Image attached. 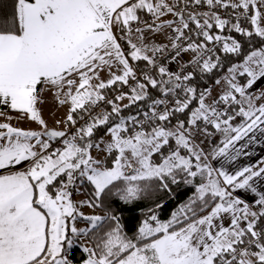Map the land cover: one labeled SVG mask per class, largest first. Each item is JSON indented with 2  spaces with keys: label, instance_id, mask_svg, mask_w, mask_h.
Masks as SVG:
<instances>
[{
  "label": "snow or ice",
  "instance_id": "obj_1",
  "mask_svg": "<svg viewBox=\"0 0 264 264\" xmlns=\"http://www.w3.org/2000/svg\"><path fill=\"white\" fill-rule=\"evenodd\" d=\"M193 2L200 4L201 0ZM206 2L210 7L242 9V14H249L255 36L264 40L261 26L264 13L258 10L264 7V0H259V4L257 0ZM144 9L156 18L165 12L180 16L179 24L172 28L176 35L171 42L175 50L171 60L191 51L196 53L192 63L201 71L217 68L218 61L203 58L205 44L188 42L181 46L177 43L185 39L184 30L189 29V23L183 18L182 10L174 11L163 0L155 5L150 0H16L12 23H7V14L0 17L5 21L0 23V108L19 113L17 120L35 122L40 128L39 131L23 130L0 122V264H71L65 248L73 245L69 230L72 237L88 236L93 230L99 232L108 221L114 223L108 224L110 230L100 236L95 247L83 249L88 254L84 264H237V261L238 264H264V193H256L250 183L264 174V167L258 170L244 167L235 174L213 169L203 162L207 160L203 150H197L190 141V128L211 135L207 127L201 128L197 123L202 120L225 134L222 147L213 151L212 158L235 159L246 147H237L239 141L255 130L264 133V103L257 107L246 95L247 89L264 80V49L251 51L243 63L228 69L230 90L219 96V101L226 105L246 103L247 108L241 106L235 115H229L205 104L206 97L201 93L199 106L187 120L189 127L185 121L178 120L175 129H169L164 122L174 113H185L193 101L195 89L181 83L191 80L192 73L181 76L159 66L160 77L167 79L157 80L144 74L146 83L140 82L127 57L130 55L131 61H146L156 67V54L165 52L163 47H149L143 42L138 46L128 35L131 22L139 19L138 10ZM203 15V23L197 15L188 17L199 30L198 35L209 43L223 41L224 53L239 54L241 44L235 39L213 36L208 31L213 28L210 19L221 31L229 21L216 14L210 18L207 12ZM172 23L168 21L166 26L171 27ZM148 28L152 29V25ZM159 28L157 25L152 30ZM229 30L247 37L253 35L240 23L231 24ZM121 40L130 48L126 49ZM148 52L153 55L149 56ZM105 68H117V71L106 81L99 80L98 73ZM237 73L246 77L243 86L234 83ZM94 79L98 81L95 84ZM130 79L136 83L127 96L129 104L125 108L147 101L148 85L164 96H175L181 88L186 95L163 111H157L156 106L167 101L152 99L151 116L145 113L144 120L136 116L125 118L121 107L104 90L118 83L128 85ZM45 92L53 93L60 105H68L66 127L77 124L74 114H79L84 124L71 135L64 130L49 129L40 108L45 102ZM126 95H117L115 101L125 99ZM262 97L264 91L256 98ZM101 102L111 105L110 112L93 114ZM6 115L0 111V116ZM237 117H242L243 122L233 126L231 121ZM154 121L160 123L154 124ZM142 125L150 130H144ZM103 126H107L106 134L110 136L107 152L117 153L111 167H102L93 158L90 153L93 144L85 140ZM181 149L187 154H181ZM157 154L158 161L154 159ZM198 176L206 182L193 185ZM180 179L195 187L194 197L166 222L158 220L155 214L150 215L133 238L123 233L119 216L110 211L103 217L84 215L71 199L77 182L87 181L95 197V201L86 202L88 207H100L102 197L109 194L118 196L124 205L135 207L151 189L166 190L169 181L178 184ZM237 189H250L259 195V199L253 196L259 211H253L243 199L234 196ZM213 202L206 215L198 216V212ZM78 217L87 221V228L75 226ZM246 236L249 238L245 239ZM253 245L255 250H251ZM239 246H244V250Z\"/></svg>",
  "mask_w": 264,
  "mask_h": 264
},
{
  "label": "trees",
  "instance_id": "obj_2",
  "mask_svg": "<svg viewBox=\"0 0 264 264\" xmlns=\"http://www.w3.org/2000/svg\"><path fill=\"white\" fill-rule=\"evenodd\" d=\"M192 1L193 0L189 2ZM15 3L16 0H0V17H3L4 14H7V23L9 25L12 23L13 20L12 14L14 13ZM4 22L5 21L3 19H0V23H4ZM230 26H226L225 29L220 32L221 36H227L230 37L231 39H235L238 43L241 44V49H242L241 52L239 54H228V53H224L223 50L217 51L215 55L211 58V60L213 62L218 61V66L217 68L213 69L211 72H203L197 65L192 63L189 67V72L192 73V79L189 81H181V83L184 86L195 89V92L193 94V101L190 104L189 109L186 110L185 113H174L170 117L169 121L164 122L167 126L171 125L172 123L178 122V120L185 121V125L187 126V120L191 115V111H194L195 108L198 107L199 105L198 101L201 93H204L205 95L208 92V90L213 87L216 81L228 71L230 67L242 63L244 57L250 54L251 51L260 50L264 48V40H261L259 37L255 36L254 30L250 23L244 26L243 28L253 32V35L251 37H247L242 35L241 33H237L235 30H229ZM208 31L211 35L214 36L216 29L213 26V28ZM202 43L205 44L206 46L210 44L208 41L205 42L202 41ZM134 67L140 72H145L146 74L153 76V78L155 79L158 80L164 79V77H160L159 75H157V69H151L146 66L141 67L139 65H136ZM143 83L146 82L143 81ZM148 89H149L150 98L147 101H138L136 104H132L127 108L123 107L121 111V115L124 116L125 118H127L128 116H136L138 119L142 116V114L145 111L149 110L152 99L162 98L168 100L171 97H173L172 94H168L167 96H164L158 90L151 89L150 85H148ZM108 90H106V92ZM181 91H183L182 88L177 89L175 96H178V99L183 100L186 94L184 93V91L183 92ZM128 92H131V90L127 91L126 93ZM236 107L237 106L235 105L232 111L229 113L230 115H233L235 113ZM105 111L110 112L109 105L106 106ZM118 119L119 118H116L117 122ZM159 123H160L159 121H155L154 124H159ZM106 127L107 126H103L99 128L94 133V136L89 138L93 144V147L95 146L97 141L106 134ZM146 130H150V129L147 127ZM166 150L167 149L165 147L164 149L165 153L167 152ZM155 158L156 161H158L159 154ZM189 179L192 178L189 177ZM201 182H206V180L202 181L201 177L198 176L193 181V185H198ZM118 183L122 184V182H118ZM168 183H169V187L166 190L153 188L150 190V192L143 194L141 199L136 202L135 207H133L132 205H124V203L119 200L118 196L109 194L107 196L102 197L103 203L100 207H91V208L95 211H99L100 213H103L104 216L106 214V211H110L111 213H114L115 215L119 216L123 233L129 238H133L138 233V228L140 227V225L146 219H148L150 215L155 214L158 220H160L161 222H166L167 220L171 219L173 212H178L182 205L187 204L189 200L194 197L195 187L193 185L185 184L183 182V179H180V182L178 184H172L171 181H169ZM81 188H82V194L87 202L95 201L94 189L90 184L84 182L81 185ZM215 202H219V201L217 200ZM215 202L210 204L209 207L206 208L204 211L198 212V216H202L205 213H207L211 209V207L214 206ZM158 204L162 205V207H157ZM149 222L154 224V222L152 221ZM112 223L114 222L108 221L105 224L104 228L101 229L99 232L93 230L92 232L89 233L88 236H85V241L90 246V248H94L95 243L100 238V236H102L104 232L110 230L108 224H112ZM257 230H259V228ZM68 236H70V232H68ZM248 238L249 237L246 236V239ZM76 240H77V246L72 247V249L70 250L69 260L71 261V264H82L84 260H86V254L82 251L81 248L82 243L78 239ZM239 247L241 249L242 248L244 249V246H239ZM65 248L68 251L67 245H65ZM251 250H255L254 245L252 246Z\"/></svg>",
  "mask_w": 264,
  "mask_h": 264
},
{
  "label": "crops",
  "instance_id": "obj_3",
  "mask_svg": "<svg viewBox=\"0 0 264 264\" xmlns=\"http://www.w3.org/2000/svg\"><path fill=\"white\" fill-rule=\"evenodd\" d=\"M152 1L154 0H150V2ZM176 1H179L181 4H183L191 0H176ZM201 1L206 2V0H201ZM231 2L238 3V0H231ZM257 2L259 4V0H257ZM228 9H232V8L229 7ZM180 10H182L181 14L183 18L187 20L189 23V29L184 30L185 33H187L192 28V26L195 25L194 23L191 22L190 19H188L190 14L197 15V18L200 19V22H203V19L205 18L203 14L198 13V12H186L181 7H180ZM258 10L264 13V7H258ZM175 11H179V10H175ZM137 14H138L139 19L138 21H135V22H137L138 25L133 31H131L128 34L133 43H136L138 46H141L143 42V45H147L149 47L151 46L163 47L164 49L171 47L172 38L176 35V33H174L172 30H169L168 34L161 33L162 34L161 38L156 39L154 38L155 35H154V32L152 31L154 27H152V29H149L148 25L155 26L158 18L148 13L146 9L138 10ZM210 17L211 15H209L208 18ZM159 18H162V17L160 16ZM169 19L171 20L175 19L177 20L179 24L180 16L171 15L169 16ZM169 19L167 18L165 20H169ZM261 26L264 27V23H262ZM137 29H140V31H137ZM122 41L123 40H121L120 42L122 43ZM147 54L149 56L153 55L152 52H148ZM195 57H196V53H193L191 51L186 52L183 58H181L180 61L178 62V65L172 66L168 68V70L175 74L180 75L184 66L187 64H192V61L195 59ZM127 58L130 60V64L134 66L139 65L141 67L146 66L149 68L151 66V65H148L146 61H131L130 55ZM114 71H117V68H113L111 70L105 68L103 71H100L98 73L99 80L106 81L108 78H110V76L112 75ZM157 75H159L158 69H157ZM164 79H167V77H164ZM97 82L98 81L95 79L92 81L93 84ZM245 83H246V77L238 80V84H240L241 86H243ZM106 90L108 89H105L104 93L106 92ZM262 91H264V80L259 81L256 85H254L252 89H247L246 95H248L252 99V102L254 105H257L256 97H259ZM125 94H127L125 99L121 101L114 100V102L118 106H120L121 109L123 108L124 105L129 104V100L127 99V96H130L131 92H128ZM43 95H44L45 102L42 105H40V108L42 111V118L46 121L48 128L66 131L70 127V126L68 127L65 126L67 123L66 115L68 112V105H60L53 93L45 92ZM236 95H237V99H241L239 97V94H236ZM262 103H264V101ZM109 107L111 110V105H109ZM0 111H4L7 113L6 116H0V122H8L11 124V126L18 127L23 130H37V131L40 130L39 126L35 122H29L23 119L17 120L16 117L19 116V113L13 112L11 109L0 108ZM74 116H75L76 121H78L80 118V115L74 114ZM235 120L231 121V123L236 124V122H239V124H236V126H239L243 122L242 117H237ZM57 121H64L65 123L58 124ZM213 132H214V129H213ZM224 139H225V134L220 132L219 135H217L216 141L218 143V146L216 148L222 147L221 141H223ZM85 140H90V139L86 137ZM209 144L211 143H209L208 141L204 142V146H208ZM240 145H246V147L243 149L240 155L235 156V159H230L227 156H218L215 159H213L211 155L210 166L213 169H220L225 172H228L229 174H235V172L242 170L244 167H251L253 168V170H258L260 167H264V133L260 132L259 130H255L254 133H250L249 136L245 137L244 140L239 141L237 144V147H239ZM229 151L231 152L232 155H235V153L232 152L231 149ZM94 152H95V148L92 147V149H90V153L92 156H94ZM20 170H24L23 166H20ZM84 182H87V181H84ZM84 182L82 183L77 182L76 186L72 189L71 199L76 204L77 209L81 211L84 215H99L103 217L104 216L103 213L89 209L87 207V204H86L87 201H85L86 199L82 194V188H81V185ZM250 183L256 189V193H264V174H262V176L260 177H255ZM221 185L223 186L222 178H221ZM233 195L237 196L238 198L243 199L244 202L248 203L249 205H257L255 201L253 200L254 195H255V199H259V195L252 193L250 189H247V190L237 189L233 192ZM207 213H205L204 215H206ZM74 223L77 228H81L82 225H85L87 223V221H84L80 217H78L77 221H75ZM223 223L227 225V221H224ZM259 223L260 222L258 221V224ZM241 250H244V249L242 248Z\"/></svg>",
  "mask_w": 264,
  "mask_h": 264
},
{
  "label": "built area",
  "instance_id": "obj_4",
  "mask_svg": "<svg viewBox=\"0 0 264 264\" xmlns=\"http://www.w3.org/2000/svg\"><path fill=\"white\" fill-rule=\"evenodd\" d=\"M177 5H175V10H180V6L178 5V2L176 3ZM184 11H188V12H198L201 14L204 13H208L209 15L212 14H216L218 16H220L221 19H226L229 21V24L227 26H230L233 23H240L242 27L248 25L250 23V19H249V14H242L243 10L242 9H228V8H224L220 5H217L215 7H210L207 2H201L200 4H195L193 1L190 3H187L186 5H182L181 7ZM210 22L213 24V26L215 27V22L213 20H210ZM137 22H131L130 27H131V31H133L136 27H137ZM216 29V32L214 34L215 35H221V30ZM199 30L196 29L195 26H193V28H191L187 33H185V39L183 41H178V44H181V46L186 45L188 42H195V43H200L202 41H206L202 35H198ZM129 34V33H128ZM223 37V36H222ZM229 43L231 42V39L228 41ZM122 44L124 45V47L126 49L130 48L128 43L126 41H122ZM222 44L223 41L216 43H210L208 44V46H206V50L204 51V59H211L215 53L217 51L222 50ZM211 50V51H208ZM175 50H173L171 47L166 48L165 52L163 54H156V62L157 65L156 67L154 66H150L151 69H158L159 66H164L167 69L175 66L178 61H180L181 58H183V56L185 55L186 52H182L181 55L179 57L176 58V60H171L170 57L174 55ZM214 53V55H213ZM200 63H202V60L200 61ZM132 65V64H131ZM191 64H187L184 66V68L181 71V76L189 73V67ZM134 67V65H132ZM136 73H137V78L140 80V82H143V76L144 74H146L145 72H140L138 71L135 67H134ZM136 81L134 80H129V84L128 85H121V84H117L115 86H113L112 88H110L107 92H105L104 94L109 98V99H113L115 100V97L119 94H125L127 91H130L132 87L135 86ZM183 92V91H181ZM176 99L172 100L171 102H167L166 104H161L156 106L157 107V111H163L166 110V108L168 107H172L174 102ZM108 104H105L103 102H101L99 104V106L97 108H95L93 110V114H96L97 112H106L105 108ZM235 104H229V105H225L222 107V109L220 110H224L226 111L228 114L229 112L232 111V109L234 108ZM145 113H147L149 116H151V112L145 111L142 116L138 119L140 120H144L145 119ZM154 123V122H152ZM82 124H84V120L79 118V120L77 121V124L75 126H70L66 132L71 135L73 132L76 131V128L80 127ZM144 130L147 129V125H142L141 126ZM218 143H216L214 140H211V145L213 147L217 146ZM60 146L62 147V143L60 144ZM250 208L253 211H258L260 209L259 205H250ZM240 258V257H238ZM239 260V259H238Z\"/></svg>",
  "mask_w": 264,
  "mask_h": 264
},
{
  "label": "rangeland",
  "instance_id": "obj_5",
  "mask_svg": "<svg viewBox=\"0 0 264 264\" xmlns=\"http://www.w3.org/2000/svg\"><path fill=\"white\" fill-rule=\"evenodd\" d=\"M159 2V0H154V1H152V3L155 5L156 3H158ZM163 2L165 3V4H167V5H169V6H172L173 7V9H174V11H175V5H177L176 3L178 2V5L180 6V7H182V4L179 2V1H176V0H163ZM201 2H203V1H201ZM187 3H190L189 1H187V2H185V3H183V5H186ZM186 12H188V11H186ZM172 14L171 13H167V12H165V14L163 15V16H161L162 18H158L157 19V23L155 24V26H152V27H154V29H156V26L157 25H160V28L158 29V30H156V31H153L154 32V38H156V39H160L161 38V36H162V34L161 33H163V34H168V31L169 30H172V28H174V27H177V25H178V22H177V20H171V19H169V16H171ZM169 19V20H165V19ZM168 21H172L173 23H172V25H171V27H168V26H166V23L168 22ZM201 23H203V22H201ZM195 26V25H194ZM193 27V26H192ZM179 62V61H178ZM243 63V62H242ZM239 64H241V63H239ZM239 64H236V65H239ZM176 65H178V63L176 64ZM230 78V74L228 73V71L225 73V74H223L218 80L220 81V83L219 84H217V83H215L214 85H213V87L212 88H210L209 90H208V92L205 94V104H207V105H210V106H213V107H216L217 108V110L219 111L220 109H222V107L223 106H225L226 104H224L223 102H220L219 101V96L220 95H223L224 93H226L227 91H229L230 89H229V84H228V79ZM242 78H244V77H242V76H240L239 75V73H237L236 74V80L234 81V83H237L238 84V80H240V79H242ZM260 96H261V93H260ZM160 99H162V98H160ZM174 99H178V96H173V97H171L170 99H168V100H166L167 102H171L172 100H174ZM165 100V99H164ZM239 100V99H238ZM176 101V100H175ZM264 101V97H262L261 99H257V101H256V104L257 105H255V106H257L258 107V105H260V103H262ZM175 105V102H174V104H173V106ZM237 107H236V109H235V113L233 114V115H235L236 114V112L239 110V108L241 107V106H243V107H245V108H247V105H246V103L245 104H235ZM172 106V107H173ZM199 106V105H198ZM230 113V112H229ZM233 113V112H232ZM230 115V114H229ZM191 116V115H190ZM190 118V117H189ZM235 121H237V120H235ZM154 123H155V121H154ZM199 125H200V127L201 128H204V127H207V129H208V132L209 133H211V135H207V134H205L204 132H202V131H198L197 129H195V128H190V131L192 132V135H191V137H190V141H191V143L196 147V149L197 150H200V149H202L203 150V153L207 156V160H203V158H202V160H203V162L204 163H208L209 165H210V160H211V155H212V152H213V150H215L216 149V147L218 146V144H217V146H215V147H213L211 144H209L208 146H204V142L205 141H208L209 143H211V139H213L216 143H217V135H219V133H220V131H217L216 129H214V128H212L211 127V125H206L202 120L201 121H198L197 122ZM232 124V123H231ZM236 124H239V122H236ZM236 124H232L233 126H236ZM176 125H177V122H175V123H172L171 125H169V126H167L169 129H175V127H176ZM186 127H189L188 125L186 126ZM223 127V126H222ZM213 129H214V132H213ZM218 134H217V133ZM222 133V132H221ZM215 134V135H214ZM185 135H187V133H185ZM108 143H110V136L109 135H107V134H105L102 138H100L98 141H97V143L95 144V146H94V148H95V152H94V156H93V158L94 159H97V160H99L100 162H101V166L102 167H111L112 165H113V160H114V156L117 154L116 152H115V150H113V152L112 153H109V152H107V150H106V145L108 144ZM171 144L174 146L175 145V141L174 140H172L171 141ZM96 145H99V147H96ZM166 151L168 152L169 151V148L166 146ZM181 151V154H183V152H184V155H186L187 153H186V150L185 149H181L180 150ZM183 151V152H182ZM166 152V153H167ZM158 155V154H157ZM158 158V157H157ZM155 160H156V158H154ZM159 159H160V157H159ZM193 162H195L194 161V158H193ZM86 201V200H85ZM87 204V203H86ZM250 206V205H249ZM252 206V205H251ZM88 207V206H87ZM89 209H92V208H90V207H88ZM93 210V209H92ZM71 223H73V222H71ZM88 227V225H87V223L85 224V225H82V227L81 228H87ZM69 237H71L72 239H73V245H72V247H74V246H77V240L76 239H78L81 243H82V251H83V249L85 248V247H88V248H90V246L86 243V241H85V236H76V237H72V234L70 233V236ZM72 247L71 248H68V251H67V256H68V258H69V256H70V250L72 249ZM84 252V251H83ZM85 253V252H84ZM86 254V259L88 258V254L87 253H85ZM82 264H84V262L82 263Z\"/></svg>",
  "mask_w": 264,
  "mask_h": 264
},
{
  "label": "water",
  "instance_id": "obj_6",
  "mask_svg": "<svg viewBox=\"0 0 264 264\" xmlns=\"http://www.w3.org/2000/svg\"><path fill=\"white\" fill-rule=\"evenodd\" d=\"M208 30H211V29H208Z\"/></svg>",
  "mask_w": 264,
  "mask_h": 264
}]
</instances>
